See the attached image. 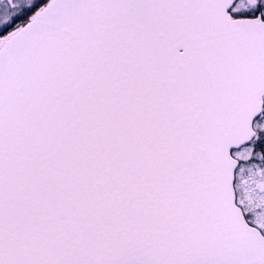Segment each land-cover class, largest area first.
<instances>
[{"label": "snow or ice", "instance_id": "1", "mask_svg": "<svg viewBox=\"0 0 264 264\" xmlns=\"http://www.w3.org/2000/svg\"><path fill=\"white\" fill-rule=\"evenodd\" d=\"M0 264H264V0H0Z\"/></svg>", "mask_w": 264, "mask_h": 264}]
</instances>
